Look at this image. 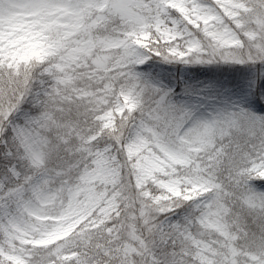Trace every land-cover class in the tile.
Listing matches in <instances>:
<instances>
[{"label":"snow or ice","instance_id":"1","mask_svg":"<svg viewBox=\"0 0 264 264\" xmlns=\"http://www.w3.org/2000/svg\"><path fill=\"white\" fill-rule=\"evenodd\" d=\"M0 264H264V0H0Z\"/></svg>","mask_w":264,"mask_h":264}]
</instances>
